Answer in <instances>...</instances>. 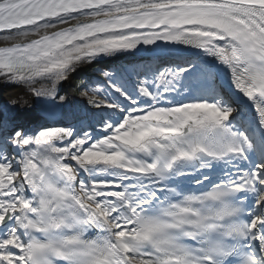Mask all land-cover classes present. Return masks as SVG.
I'll return each instance as SVG.
<instances>
[{
  "label": "snow or ice",
  "instance_id": "obj_1",
  "mask_svg": "<svg viewBox=\"0 0 264 264\" xmlns=\"http://www.w3.org/2000/svg\"><path fill=\"white\" fill-rule=\"evenodd\" d=\"M7 90L0 264H264V0H0Z\"/></svg>",
  "mask_w": 264,
  "mask_h": 264
},
{
  "label": "bare ground",
  "instance_id": "obj_2",
  "mask_svg": "<svg viewBox=\"0 0 264 264\" xmlns=\"http://www.w3.org/2000/svg\"><path fill=\"white\" fill-rule=\"evenodd\" d=\"M70 88V85L69 86H66L65 87V92L67 93V96H68V99H69V103L68 105L66 106L67 108H72L73 107V98H72V95H71V90L69 89ZM16 91H19V90H7L3 93L2 96H0V103H2L5 99H8L9 96H12V98H15V92ZM25 99H28L29 100V104L30 106H32V110L31 111H25V112H22L20 113V116L21 115H26V117H29L28 115H32L34 113H43L45 114L42 109L40 108L39 104L36 103L35 105H33V100L34 98L31 97V96H25Z\"/></svg>",
  "mask_w": 264,
  "mask_h": 264
},
{
  "label": "rangeland",
  "instance_id": "obj_3",
  "mask_svg": "<svg viewBox=\"0 0 264 264\" xmlns=\"http://www.w3.org/2000/svg\"><path fill=\"white\" fill-rule=\"evenodd\" d=\"M64 95H67V94L65 93ZM73 99H74V107H75V102H77V98L73 95Z\"/></svg>",
  "mask_w": 264,
  "mask_h": 264
}]
</instances>
